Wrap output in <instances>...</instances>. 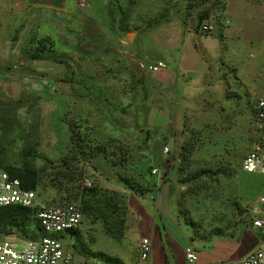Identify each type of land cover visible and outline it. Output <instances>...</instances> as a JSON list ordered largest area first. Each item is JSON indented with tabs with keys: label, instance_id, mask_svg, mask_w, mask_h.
Listing matches in <instances>:
<instances>
[{
	"label": "rangeland",
	"instance_id": "1",
	"mask_svg": "<svg viewBox=\"0 0 264 264\" xmlns=\"http://www.w3.org/2000/svg\"><path fill=\"white\" fill-rule=\"evenodd\" d=\"M83 1L45 15L23 9L13 31L0 29V159L40 172L44 204L76 199L83 176L118 196L119 238L88 215L78 237L61 235L73 264H140L146 223L120 176L150 190L142 197L167 186L166 200L149 208L165 243L167 227L198 255L230 257V243L252 227L244 186L261 187L241 180V165L264 99V0ZM204 24L211 34L200 32ZM45 39L44 57L30 59ZM68 123L94 154L90 163L74 159Z\"/></svg>",
	"mask_w": 264,
	"mask_h": 264
},
{
	"label": "built area",
	"instance_id": "2",
	"mask_svg": "<svg viewBox=\"0 0 264 264\" xmlns=\"http://www.w3.org/2000/svg\"><path fill=\"white\" fill-rule=\"evenodd\" d=\"M83 8L85 2L77 0ZM214 28L210 24L200 27V32L209 35ZM254 142L244 157L242 168L248 174L264 175V99H259L252 119ZM168 153V149H165ZM153 175L158 170H153ZM92 181L85 177L83 188H91ZM22 206L37 209L39 226L45 235L36 240L4 237L0 240V264H73V255L67 251L58 236L80 229L84 215L80 200H73L65 205H48L40 201L38 192L22 187L19 179H13L0 167V207ZM253 228L259 231V240L254 249L244 254L239 260H219L204 264H264V196L251 208ZM153 242L150 237H142L139 244L140 264H156L152 261ZM185 264H202L200 256L191 247L185 248Z\"/></svg>",
	"mask_w": 264,
	"mask_h": 264
},
{
	"label": "trees",
	"instance_id": "3",
	"mask_svg": "<svg viewBox=\"0 0 264 264\" xmlns=\"http://www.w3.org/2000/svg\"><path fill=\"white\" fill-rule=\"evenodd\" d=\"M213 2L225 3L223 0H211ZM201 17L200 20H202ZM208 15L203 19H207ZM48 40L38 41L39 47L31 49L27 55L32 60H39L44 57V53L49 49L46 44ZM70 130V144L71 151L73 153L74 159L78 163H90L92 156L94 154H88L85 150V141L81 137L80 133L75 131L71 123H68ZM193 146L190 147L188 154H192ZM101 149L98 148V152ZM66 159L64 161L66 162ZM244 160V159H243ZM64 162V163H65ZM243 163V161H242ZM0 167L7 171L11 178L19 179L21 181L22 187L27 190L38 191L41 182V174L38 170L27 165L26 167H16L12 165H7L5 161L0 159ZM242 167V165H241ZM243 171V168H242ZM244 172V171H243ZM200 177V174L193 176L192 180H196ZM64 179H70V175L65 173L63 175ZM85 176H83L84 180ZM120 181L124 184L126 191L133 193L136 196H144L150 190L142 189L134 185L128 178L121 177ZM83 188L80 187L78 191V197L70 198L69 202L73 200H80L82 212L84 218L86 215L101 221L107 233L115 238H119L121 234V228H119L118 222L115 220V209L117 204L118 196L115 192H100L98 189L93 188ZM68 202V203H69ZM67 204V203H66ZM14 233H19L21 239L36 240L45 235L43 229L39 226L37 219V209H28L22 206H7L0 207V236H9ZM71 236H79V230L70 233ZM59 239L62 236H58Z\"/></svg>",
	"mask_w": 264,
	"mask_h": 264
},
{
	"label": "crops",
	"instance_id": "4",
	"mask_svg": "<svg viewBox=\"0 0 264 264\" xmlns=\"http://www.w3.org/2000/svg\"><path fill=\"white\" fill-rule=\"evenodd\" d=\"M70 0H0V29L7 27V31H13L14 30V21L13 16L14 14L20 15L26 14L30 16L31 9H35L39 11V14H46V12L54 11L57 12L62 11L67 8ZM23 5L20 9L16 12L17 6ZM23 9H26L23 10ZM229 9V8H228ZM227 9V11H228ZM25 11V12H23ZM226 11V13H227ZM29 12V13H28ZM42 12V13H41ZM10 16V17H9ZM9 17V18H8ZM6 18V19H5ZM37 19V18H36ZM39 19V18H38ZM29 21V17L26 18L24 21ZM22 24V23H21ZM28 24V23H27ZM219 31H223V28H218ZM217 30V31H218ZM136 36V35H135ZM125 42V41H123ZM10 46L13 48V45L6 44V47ZM161 65V63H159ZM156 68V67H154ZM153 68V69H154ZM160 78H166V75L159 76ZM245 175L251 176L253 178V181H256V184H258L261 187L260 190L257 192V188H251L244 186V191L246 194L249 195V201H251L252 207L255 206L258 202V199L261 196H264V175L263 174H248L246 172L241 173V180L242 177ZM163 188L160 189L157 192V194H153L150 197H140L136 196L131 192H127L128 194V200L130 207L139 215L142 216L143 222L146 223V226L143 227L140 231V238L142 237H150L153 242V254H152V261L156 264H185V248L190 246L185 243H181L178 241L175 236H172L170 234L169 228L165 227V236L167 239V243L164 242L163 235L160 232V229L157 228L155 225H152V217H153V210L149 209L150 206H153L151 203L153 202H162L165 201L164 192L166 191L165 185L162 186ZM257 187V186H256ZM243 190V186H242ZM253 202V203H252ZM143 206H147L146 208ZM154 204V203H153ZM163 208L160 209L156 206V212L157 214H161L162 216H165L162 212ZM142 222V220H139V224ZM152 223V224H151ZM174 225V224H173ZM252 226V225H251ZM245 234V235H244ZM244 236L242 239L239 240V242H231V245H235L236 249L234 253L230 254V257L224 258V259H218V256L213 254V252H205L200 256V262L202 264L209 263V262H216L219 260H233L235 261V257L239 256L242 257L247 252L254 249L258 243L259 240V231L255 228L250 227L248 230H244ZM141 240V239H140ZM192 247V246H191ZM180 250V251H179ZM71 253V252H70Z\"/></svg>",
	"mask_w": 264,
	"mask_h": 264
}]
</instances>
